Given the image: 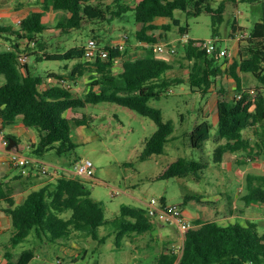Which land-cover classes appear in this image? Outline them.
Listing matches in <instances>:
<instances>
[{
  "label": "trees",
  "instance_id": "obj_1",
  "mask_svg": "<svg viewBox=\"0 0 264 264\" xmlns=\"http://www.w3.org/2000/svg\"><path fill=\"white\" fill-rule=\"evenodd\" d=\"M107 1L112 3L106 4ZM51 9L68 13L58 24L65 30L79 28L87 20L113 21L132 9L137 22L142 24L137 29L136 39L148 44L146 52L131 57L123 45L103 46L95 35L92 39L108 49L109 56L87 59L86 45L49 52L45 49V42H39L43 52L36 51L37 59L81 60L71 72L73 84L89 73L87 90L83 94L75 91L72 83L43 88L44 78L32 74L27 63L21 65L19 56L29 52L30 42L37 43L38 34L47 28L42 18ZM177 9L194 15L203 11L212 13L215 34L223 20L224 5L214 8L209 0H134L133 3L126 0H44L43 10L33 11L21 20V29L0 25V35L9 33L22 40L27 39L25 47L14 41L11 48L0 49V75L5 76V82L0 81L1 128L19 122L35 127L39 140L31 145L33 154L42 157L47 150L53 149L62 155L76 147L71 137L72 122L79 125L87 123L86 114L69 117L67 111L84 108L90 103L115 102L155 121L157 129L146 139L140 155V159L145 160L163 153L174 132L173 120H165L162 109L151 105L150 101L161 99L171 87L183 82H188L193 91L204 95L228 92L229 88L222 82V76L228 70L235 80L236 93H241V97L218 100L219 139L222 141L215 149L214 161L222 163L228 152L263 154L264 137L261 141H254L251 136H246L245 131H256L257 126L264 122V15L255 22L250 33L240 37L237 36L241 27L237 21L234 23L233 35L239 39L238 54L229 67L220 62L222 56L195 45L194 39L185 41L184 56L190 61V67L188 78L182 79L169 76L174 63L161 57L154 47L161 41L157 31L171 28V23L157 24L158 18L169 17L179 26L181 33L188 31L189 24L183 25L181 19L174 16ZM241 72L251 73L258 80L256 88L245 86ZM50 76L63 78L58 74ZM205 117L190 133V143L195 148H200L211 135V122L208 116ZM205 166L202 161L180 157L167 167L162 177L196 174ZM83 179L82 176L64 173L57 177L53 189L46 184L29 193L22 202H17L11 179L0 178V209L10 216L14 227L5 252L9 264L13 258L11 248L29 237L33 230L50 242L70 239L73 232L86 233L105 242V237L99 235V228L109 220L105 217L102 202L92 198L91 190ZM242 199L243 203L236 205V215L232 219L192 220L193 227L184 232L183 247H168L157 256L155 264H264V232H260L258 224L246 216L249 210L254 211L258 207L264 210V174H247L246 192ZM162 201L166 202L164 197ZM68 211L71 214L65 215ZM112 222L117 229L119 244L126 235L145 233L155 226L148 209L143 207L124 206ZM35 256L34 247L25 249L15 264H29ZM73 258L76 261L78 257Z\"/></svg>",
  "mask_w": 264,
  "mask_h": 264
},
{
  "label": "rangeland",
  "instance_id": "obj_2",
  "mask_svg": "<svg viewBox=\"0 0 264 264\" xmlns=\"http://www.w3.org/2000/svg\"><path fill=\"white\" fill-rule=\"evenodd\" d=\"M126 1L133 3L134 0ZM209 2L214 8L224 5L223 20L218 24L216 34L212 13L203 11L199 15H194L185 10H175L174 16L180 18L183 25L189 24V29L185 33L187 38H215L221 48L235 50L238 47L234 46L239 39L233 35L234 23L237 21L241 27L238 30L237 37H239L250 33L255 22L261 20L264 15V0H209ZM110 3L112 2H106V4ZM61 13L51 18V14L47 13L42 18L47 28L38 34L37 43L30 42L28 48L29 70L32 74L44 78V88L62 83V78L51 77V72H56L65 78L66 84H73L70 77L72 65L81 60L37 59L36 51H40L39 42H45L46 51H65L74 46L87 45L96 35L98 36L96 39L100 40L103 46L123 45V49L128 51L131 57H138L146 52L148 44L136 39L137 29H140L142 24L137 22L132 9L113 21L87 20L81 27L68 30L58 27V21L68 16L65 11ZM156 23H171L169 30L157 31L159 40L168 42L176 48L175 52L168 50L158 52L161 57L174 63L169 76L187 79L190 61L184 56L185 34L181 33L179 26L169 17L158 18ZM0 24L21 29V24L12 18H5ZM0 40L10 44L8 47H11L14 41H19L21 47L27 44V39L22 40L9 33L0 36ZM220 62L224 67H229L232 63L228 56H222ZM241 74L246 86L256 88L254 82L258 83V80L251 73L241 72ZM88 75L79 78L81 81L76 84L79 86V92L86 91ZM0 81L5 82L4 75H0ZM234 81L233 75L227 70L222 76V82L229 91L222 92L223 94L217 91L212 96L204 95L199 91H193L188 82H183L171 87L161 99H152L150 104L162 109L165 120H173L174 132L166 143L163 153L155 154L145 160L140 159V155L145 148L146 139L157 129L155 121L115 102L90 103L84 108L67 111L69 117L73 114L75 116L86 114L87 123L79 125L72 122L71 137L76 143L75 149L62 155L53 149L44 153L42 160L47 163L48 173H43L38 165L36 166L39 168L35 167L37 168L35 171L39 172L41 177L51 178L52 175L54 177L43 178L40 184L30 185L24 183V180H14L13 178L20 174L18 168L23 169V167H11L6 160L7 153L0 148V178L3 180L11 178V181H14L17 202H22L29 193L40 189L44 182L53 189L57 176L64 173L71 175V170L76 165L87 159L92 160L93 176L84 177L83 181L91 190L92 198L102 202L105 217L109 220L99 228V235L105 237V242L78 232H73L70 239L50 242L33 230L29 237L11 248L12 264H15L23 250L31 247L36 249V256L29 264H155L157 256L162 251L167 250L168 247L179 248L182 244L184 233L175 222H167L159 216L153 217L155 226L151 231L126 235L120 244L117 243V229L112 222L121 214L124 206L147 208L148 201L153 198L162 200L164 197L167 203L180 204L186 213L199 216L203 220L232 219V215H236L235 206L243 203L242 196L246 192L247 174H264V153L259 155L258 152L252 154L247 151L228 152L222 163H216L214 152L222 141L219 139L217 112L216 117L214 113L208 115L211 135L200 148L191 145L190 133L197 123L206 118L203 110L207 109L209 98L213 104L219 98L231 99L235 96ZM18 129L22 135L21 152L26 156H35L29 146L33 132L37 133L39 138V132L35 127L24 126L19 122L7 125L2 135L16 133ZM263 131L264 122H261L257 126V131L247 129L245 133L254 137V141H261L264 137ZM180 157L202 161L206 166L196 174L163 178L162 174L167 167ZM70 214L71 211L65 213V215ZM247 215L258 224L259 231L264 232V210L258 207L257 210H249ZM13 234L14 227L10 216L0 213V264H9L5 252ZM73 257L78 258L73 261Z\"/></svg>",
  "mask_w": 264,
  "mask_h": 264
},
{
  "label": "built area",
  "instance_id": "obj_3",
  "mask_svg": "<svg viewBox=\"0 0 264 264\" xmlns=\"http://www.w3.org/2000/svg\"><path fill=\"white\" fill-rule=\"evenodd\" d=\"M21 20L22 19H19L18 23H21ZM183 40L188 42L190 41V38H187L185 34ZM193 42L195 45H200L201 48H205L210 53H216L218 56L231 57V51L228 48H221L215 38L200 39V40L194 39ZM33 44H35L34 41ZM155 50L158 52H164L165 50H168L170 52H175L176 48L170 45V43L168 42L160 41L159 43L156 44ZM97 56L107 58L109 56V50L99 45L97 40L90 39L88 44L85 46V57L87 59H95V57ZM27 61H28L27 54L23 53L19 56V63L21 65H24L25 63H27ZM61 82L64 85L67 86L69 85V83L66 84L67 80L65 78H62ZM252 91L255 92L254 89ZM235 96L240 98L241 93H235ZM0 141L5 149V152L7 153L6 160L10 165L16 167H23V169H26L29 165L36 164L40 167L43 173L46 174L48 173L47 163L44 162L42 159L35 158L33 156H26L21 152V150L17 149L16 147L13 146L9 147V145L11 144V138L3 135ZM93 167L94 164L92 160L87 159L85 162H81L78 165H76L75 168L71 170V172L72 175H76V176L92 177ZM147 209H148V214L152 217L159 216L162 220L165 219V221L167 222H175L182 233H184L187 229L193 227L194 225L192 220L188 217L184 208L180 204H170L167 202H163L162 200H159L157 198H153L150 201H148ZM183 239H184V235H183ZM183 239L180 247H183Z\"/></svg>",
  "mask_w": 264,
  "mask_h": 264
},
{
  "label": "crops",
  "instance_id": "obj_4",
  "mask_svg": "<svg viewBox=\"0 0 264 264\" xmlns=\"http://www.w3.org/2000/svg\"><path fill=\"white\" fill-rule=\"evenodd\" d=\"M17 0H3L1 1L0 0V15H1V18H0V21L4 20L5 18H12V20L14 21H19V19H23L24 17H26L27 15H29L31 12L33 11H41L43 10V1L44 0H20L19 2H16ZM16 2V3H15ZM61 13L63 11H60V10H48L45 12L44 16L48 13V14H51L50 18L53 17V16H56L58 13ZM62 14V13H61ZM43 16V17H44ZM59 22V21H58ZM1 25V24H0ZM9 26V25H7ZM0 36H3V35H0ZM10 46V44H6V42H3L0 40V49L4 48V47H8ZM235 48L238 47V43L234 46ZM234 49V48H233ZM231 51V61L233 60V57H236L237 54H238V48H236L235 50H230ZM40 52H43V50H40ZM77 61V60H76ZM79 62V61H78ZM77 62V63H78ZM76 62L72 65V70L74 69L75 65L77 64ZM50 74H57L56 72H51ZM89 74V73H87ZM87 74H85L84 76H86ZM242 75V74H241ZM82 76V77H84ZM89 76V75H88ZM52 77V76H51ZM243 77V76H242ZM79 81L81 80H77L75 84H73V88L75 91L79 92V86L76 85ZM86 82H88V79H86ZM44 84V83H43ZM245 84V83H244ZM255 85H258V83L254 82ZM235 81H234V86H235ZM48 86H51V85H48ZM47 86V87H48ZM233 86V87H234ZM246 86V85H245ZM43 87V85H42ZM45 87V88H47ZM87 87V86H86ZM44 88V87H43ZM87 90V88H86ZM86 91H81L79 93L83 94L85 93ZM216 92L214 93H211L210 95H214ZM217 103H218V100L212 104V100L211 98H209L208 102H207V109H204L203 110V115L204 116H208V115H211L212 113L215 114V117H216V112H217ZM213 114V115H214ZM218 116V114H217ZM218 119V117H217ZM23 124V123H22ZM13 125V124H12ZM24 125V124H23ZM25 126V125H24ZM256 131H257V128H256ZM4 130L1 128V121H0V139L1 137L3 136ZM33 135L31 136V144L29 145L31 147V145L33 143H37L39 138H38V134L33 132L32 133ZM246 134V133H245ZM5 136L13 139V147H16L17 149L21 150L22 149V135L20 134V130L18 129L17 132H13V134H6ZM247 136V135H246ZM252 137V136H251ZM253 140L255 139L254 137H252ZM0 148L5 151L1 141H0ZM35 158H41L42 157H38V156H33ZM5 158V157H4ZM6 159H7V156H6ZM11 167H13L12 165H10ZM58 166V165H56ZM35 167H38L36 166V164H33L31 165L30 167L26 168V169H20V174L19 176L17 177H14L13 179L14 180H24L23 182L24 183H29L30 185H37V184H40L41 183V180L43 178H46V179H52L54 176L52 175L51 178L48 176V177H41L40 173H36V169ZM15 168V167H13ZM39 168V167H38ZM40 169V168H39ZM60 176V175H59ZM58 177V176H57ZM11 179V178H9ZM12 180V179H11ZM39 180V181H38ZM14 182V181H13ZM13 182H12V185H13ZM48 184L47 182H44V184H42L43 186ZM15 195V194H14ZM24 200V198H23ZM22 201V200H21ZM236 207V206H235ZM262 209V208H261ZM185 210V209H184ZM0 213H5L4 211H2V209H0ZM6 214V213H5ZM190 219L194 220V219H197V218H200L199 216H194L192 215L191 213H186ZM8 216V215H7ZM234 216V215H232ZM249 217V216H248Z\"/></svg>",
  "mask_w": 264,
  "mask_h": 264
},
{
  "label": "water",
  "instance_id": "obj_5",
  "mask_svg": "<svg viewBox=\"0 0 264 264\" xmlns=\"http://www.w3.org/2000/svg\"><path fill=\"white\" fill-rule=\"evenodd\" d=\"M13 139H11V144L9 145V147H12L13 146Z\"/></svg>",
  "mask_w": 264,
  "mask_h": 264
}]
</instances>
